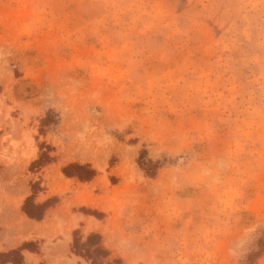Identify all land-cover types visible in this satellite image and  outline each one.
I'll use <instances>...</instances> for the list:
<instances>
[{
    "label": "rangeland",
    "instance_id": "1",
    "mask_svg": "<svg viewBox=\"0 0 264 264\" xmlns=\"http://www.w3.org/2000/svg\"><path fill=\"white\" fill-rule=\"evenodd\" d=\"M82 229L99 264H264V0H0V253L92 264Z\"/></svg>",
    "mask_w": 264,
    "mask_h": 264
},
{
    "label": "trees",
    "instance_id": "2",
    "mask_svg": "<svg viewBox=\"0 0 264 264\" xmlns=\"http://www.w3.org/2000/svg\"><path fill=\"white\" fill-rule=\"evenodd\" d=\"M40 161V160H39ZM37 161V162H39ZM35 162V163H37ZM75 168L80 171L82 174V179L90 180L94 176V171L90 170L86 166L75 165ZM33 196L27 198L25 202V206H28ZM50 201L45 202L43 205L34 206L26 213L31 219L41 220L43 217L42 209L48 205ZM77 232L74 233V249L79 250V255L92 260V264H99L98 256H102L104 258L108 257V252L102 249L100 246L101 236L99 234H91L89 235L87 241L83 244H80ZM28 244L22 245V247L13 250L9 253H0V264H23V256L21 255V251L27 247Z\"/></svg>",
    "mask_w": 264,
    "mask_h": 264
},
{
    "label": "crops",
    "instance_id": "3",
    "mask_svg": "<svg viewBox=\"0 0 264 264\" xmlns=\"http://www.w3.org/2000/svg\"><path fill=\"white\" fill-rule=\"evenodd\" d=\"M62 176H63V178L64 179H66V180H74L73 178H69V177H66L63 173H62ZM76 181H74V183H75ZM81 185H83V183H81ZM74 187L76 188V183L74 184ZM78 187V186H77ZM35 203L37 204V205H35V207L36 206H39V203L37 202V201H35ZM92 209V208H91ZM49 211L50 210H48L47 212H45V214H44V216H43V218L41 219V220H36V219H30V220H32V221H34L33 223H35V222H37V223H42V222H45L46 221V218H48V214H49ZM74 214V216L75 217H78L79 218V224H78V227H80V228H83V229H86V227L88 226V224L89 223H91V224H95V223H100L101 222V220H99L93 213L92 214H85V213H82V212H74L73 213ZM28 219V218H27ZM29 220V219H28ZM29 220V221H30ZM48 220H50V217H49V219ZM32 221H30V222H32ZM36 223V224H37ZM81 223H83L84 225L83 226H81ZM82 229V230H83ZM91 234H99V232H97V230L96 229H92V230H90L88 233H86V234H84V230L82 231V233H81V236H82V241H81V243L82 242H85L87 239H88V237H89V235H91ZM100 235V234H99ZM71 240H72V242H73V234H72V232H71ZM80 243V244H81ZM83 244V243H82ZM100 246H102V244H101V242H100ZM103 249V248H102ZM24 252V251H23ZM81 260H83V258H80ZM85 263L87 264V262L85 261Z\"/></svg>",
    "mask_w": 264,
    "mask_h": 264
},
{
    "label": "bare ground",
    "instance_id": "4",
    "mask_svg": "<svg viewBox=\"0 0 264 264\" xmlns=\"http://www.w3.org/2000/svg\"><path fill=\"white\" fill-rule=\"evenodd\" d=\"M93 207L100 208L99 204H90ZM38 224L30 222L25 216H23L19 222L16 224L15 228L24 234H28V236H32L33 234H40L38 229H33V227H37ZM31 259V258H30Z\"/></svg>",
    "mask_w": 264,
    "mask_h": 264
}]
</instances>
